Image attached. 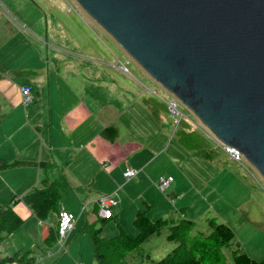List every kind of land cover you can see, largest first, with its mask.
Segmentation results:
<instances>
[{
    "label": "crops",
    "instance_id": "0c3cea01",
    "mask_svg": "<svg viewBox=\"0 0 264 264\" xmlns=\"http://www.w3.org/2000/svg\"><path fill=\"white\" fill-rule=\"evenodd\" d=\"M9 3L12 10L16 1L9 0ZM54 55L57 53L52 55L49 52L47 60L44 57V62L30 67L28 64L20 67L0 64V69L11 71V77H8L9 74L7 77L0 75V120L9 130L0 140V159L23 162L21 165L0 170V204L8 203L14 197L21 198L34 187L59 182L63 185L61 193L70 194L65 203L59 200L56 213L67 210L74 214L80 206V217L76 221L74 214V224L66 234V241L74 230H78V221L95 220L96 198L100 194L115 196L117 203L113 211L128 231L132 229L131 220L139 209H143L147 204L149 214L154 203H165V200L174 198L171 191L168 193L169 198H166L160 191H156L158 189L155 190L158 181L171 177L168 189L171 186L172 190H175L178 186L175 174L149 173L153 161L147 147L154 151L166 141L162 135L159 142L158 137L154 136L157 130H152L153 125L159 126L162 119L160 122L155 121L141 101L150 114L152 125L141 126L142 132L147 133L145 142L134 139L132 132L139 127V115L138 112L134 115V106L138 108L139 98L132 102L128 100L125 106L119 102L115 94L119 84L108 72V67L113 65L98 59L94 62L74 61ZM51 62H54V65ZM70 62H75L77 66L73 68ZM20 63L24 62L18 64ZM20 71L28 73L21 74ZM25 83L32 85L33 99L28 104H23L19 90ZM106 126L116 128L117 135L113 140L102 136L101 130ZM121 126L127 131L122 142L118 141L119 136L124 133L120 129ZM79 146L83 148L79 149ZM116 152H119L122 159L125 156L128 160L123 172L128 167L137 170L134 178L126 180L123 172L107 174V162L112 164ZM71 163L72 172L67 174L64 168ZM96 171L102 174H94ZM76 172L83 174H74ZM121 181L123 183L117 188L118 182ZM121 187L123 190H120ZM175 196L177 197V194ZM159 198L163 201H159ZM75 205L79 206L76 208ZM161 206L157 205L159 208L151 212L149 217L154 219L156 216L168 215L169 210L164 206L162 209ZM13 209L24 222L3 240L0 244V254L4 252L6 256L15 251H30L35 256L40 254V258H50L48 250L51 248H45L48 245L45 239L50 229L55 226H44V223L48 224L50 213L44 220L39 219L21 200L14 204ZM123 222H126L128 228ZM76 236L68 247L73 250L70 251L72 260L67 259L73 264H84L79 242L82 235L79 233ZM35 247H39L36 253L33 251ZM40 263L48 264V261L43 260L38 264Z\"/></svg>",
    "mask_w": 264,
    "mask_h": 264
},
{
    "label": "rangeland",
    "instance_id": "374dc122",
    "mask_svg": "<svg viewBox=\"0 0 264 264\" xmlns=\"http://www.w3.org/2000/svg\"><path fill=\"white\" fill-rule=\"evenodd\" d=\"M14 1H16V4L11 10L9 0H0V64H9L15 67L28 64V67H30L41 63L44 57L47 60L49 52L52 55L53 53H57L60 58L74 61L86 60L94 62L95 59H98L113 65L117 58L122 63L127 62L128 74L115 69L114 66H109L108 72L119 84V89L115 90V94H117L120 103L125 106L128 104V100L132 102L136 98H139L138 108L134 106V115L137 112L139 115V127L133 130L132 137L138 141L145 142L147 133L142 132L141 126L152 125L150 124L152 121L147 109L140 103L141 99L150 96L159 100L156 96L150 94L147 88L166 97H169V95L145 75L124 54L119 46L93 23L76 3L78 12L69 11L65 0ZM72 1L74 2V0ZM57 55L54 56L56 57ZM19 62L24 63L18 64ZM51 63L54 65V62ZM70 66L74 68L77 65L75 62H70ZM10 72V70L0 69V75L5 77L8 74V77H11ZM159 103L165 108H161L162 121L159 124L161 131H159L158 124L155 127L153 125L152 130H157L154 136L158 137L159 142L162 135H164L166 141L160 148L154 151L147 147L152 155L151 161H153L149 173L175 174V181H177L178 186L175 187V190H172L170 186L169 189H166V192L160 193L167 198L168 193L171 191V193H174V198L168 197L169 199L165 200V203H154L151 212L159 208L156 207L157 205H162V209L164 206L166 210H169L168 215L163 214L162 216H156L154 219H168L170 220V224L177 223L183 218L180 210H184L185 219L193 220V227L190 229L189 237L196 236L199 233L208 235L211 232V227L209 226V220L211 219H214L217 223L222 222L229 226L234 233L233 240L222 249L227 264H233V251L237 248V244L251 258L263 260L264 188L262 181L252 174L246 166L230 159L222 147L212 138H207V142L209 146L217 148L218 152L217 158L212 161H206L198 153L183 148L172 134L173 124L171 123L165 103L160 100ZM180 107L192 116L182 105ZM183 121L185 120L183 119ZM199 128L205 133L201 126ZM120 129L124 133L119 136L120 139L118 141L122 142L126 138L127 131L124 126H121ZM8 131L0 120V140L5 137ZM150 133L151 130L148 131L149 135ZM196 133L199 134L198 131ZM82 148L79 146V149ZM127 161L125 156L122 159L119 152H116L112 164L107 162V174H122L123 167ZM73 163L64 168L67 174L72 172ZM74 174L83 173L76 172ZM94 174L102 173L96 171ZM122 183V181L118 182L117 188ZM120 190H123L122 187ZM69 194V192H64L60 202L65 203ZM175 194H177V197ZM101 195L112 196L113 199H116L113 194H100L96 200ZM155 199L157 198L155 197ZM159 201L163 200L159 198ZM75 206L77 208L79 205ZM79 211L80 206L74 213L77 217L76 221L80 217ZM56 214V211H51L50 215L48 214V224L44 223V226H56L58 220ZM83 218H85V213ZM133 218L131 220L132 229L128 231L135 234L136 230L132 225ZM78 223L80 224L78 230H74L71 236H68V241L64 240L65 244L63 248L59 249L58 239L51 247L48 245L45 247L51 248L49 251L51 254L50 258H40V254L35 256L32 252L36 260L35 264L43 260H47L48 264H73L67 259L70 258L72 260L70 251H73L68 247H70V242L76 239V235L79 233L82 235V239L79 242L83 263L95 264L90 238L82 232L85 224L84 219L78 221ZM125 223L123 222V225L127 227ZM99 226L100 222L95 221L94 227L98 228ZM56 228L53 229L56 230ZM116 233V224L113 220H110L104 225L101 235L112 237ZM167 233L168 226H164L160 233L148 237L143 244L131 252L128 257L130 262L132 264H151V260L157 261L161 259L174 246L167 239ZM33 251L35 253L38 252L39 247H35ZM2 253L0 257L5 255L4 252ZM45 253H47V250H45ZM145 254L150 255V259Z\"/></svg>",
    "mask_w": 264,
    "mask_h": 264
},
{
    "label": "water",
    "instance_id": "95a60500",
    "mask_svg": "<svg viewBox=\"0 0 264 264\" xmlns=\"http://www.w3.org/2000/svg\"><path fill=\"white\" fill-rule=\"evenodd\" d=\"M264 183V0H74Z\"/></svg>",
    "mask_w": 264,
    "mask_h": 264
},
{
    "label": "trees",
    "instance_id": "16d2710c",
    "mask_svg": "<svg viewBox=\"0 0 264 264\" xmlns=\"http://www.w3.org/2000/svg\"><path fill=\"white\" fill-rule=\"evenodd\" d=\"M19 73L25 74L28 71H20ZM142 103L150 111L154 120L160 122L162 119L161 108H164V106L159 103V100L147 96L142 98ZM171 123L173 124L172 119ZM197 131L199 134L196 133ZM101 134L106 139L113 140L117 135V131L114 126H106L101 130ZM172 134L183 148L198 153L204 160L212 161L217 158V148L209 146L207 142V138L210 137L200 129L191 126L188 122L180 120L175 129L173 125ZM21 164H23L22 161L10 162L5 159H0V170ZM157 183L155 186L158 189ZM62 186L59 182L47 183L41 185V187H34L21 198L17 199L14 197L8 203L0 204V244L24 222V219L13 209L15 203L21 200L32 210L34 215L44 220L51 211H58L57 205L62 195ZM159 191L164 193L166 189ZM169 196L167 195V197ZM148 207L149 205L146 204L143 209H139L135 213L132 225L136 233L133 234L122 226L114 211L113 215L109 218L100 217L96 205L94 212H97V217L92 222H85L82 230L90 238L95 264H132L128 258L131 252L143 244L148 237L160 233L164 226H168L166 237L174 246L161 259L157 261L151 260V264H227L222 249L225 245H229L234 238V233L229 226L222 222L217 223L214 219H211L209 220L211 232L208 235L199 233L196 236L189 237L190 229L193 227V220L185 219L183 214L184 210H180L183 218L177 223L170 224V220L168 219L150 218L147 213ZM110 220L115 222L117 233L114 236L112 235V237L102 236V229ZM95 221L100 222L98 228L94 227ZM57 226L58 224H56L55 228ZM58 236V227L56 230L50 229L45 239L46 244L51 247L55 244L54 242H56ZM145 256L150 259V255L145 254ZM35 262L36 260L30 251H15L11 255L0 257V264H34ZM232 262L233 264H264V259L255 260L251 258L237 244V248L233 251Z\"/></svg>",
    "mask_w": 264,
    "mask_h": 264
},
{
    "label": "built area",
    "instance_id": "2783aa9c",
    "mask_svg": "<svg viewBox=\"0 0 264 264\" xmlns=\"http://www.w3.org/2000/svg\"><path fill=\"white\" fill-rule=\"evenodd\" d=\"M68 10L69 11H77L78 12V6H76L75 2L72 0H65ZM127 62L122 63L120 62L117 58L113 66L115 68H118L119 71L128 74L129 70L126 65ZM21 98L23 104H28L32 102V86L28 83L23 84L19 87ZM148 92L154 96H156L160 101L164 102L167 111L169 113V117L173 121L174 129L178 125L180 120H185L188 122L191 126L200 129L199 123L197 122L196 119H194L192 116H190L186 111L182 110L180 107V102L174 98L173 96L166 97L163 94H158L154 90L147 88ZM203 129V128H202ZM204 130V129H203ZM205 131V130H204ZM206 135L208 136L207 132L205 131ZM224 152L230 157V159L235 160L237 162H240L242 165L246 166V168L250 171L253 172V170L243 161L242 156L240 153L232 148L229 147H223L221 146ZM137 173V170L128 167L125 169L123 172V175L126 180H129L133 178ZM256 177H258L256 174H254ZM172 181L171 177L168 178H162L158 183L157 187L159 190H165L167 187L170 185ZM262 186L264 188V183L262 182ZM116 200L112 198V196H107L104 195L96 200V204L98 207V214L102 218H109L113 215V207L116 205ZM74 215L67 211V210H60L58 212V244H59V249L64 247V238L66 234L71 230L74 224Z\"/></svg>",
    "mask_w": 264,
    "mask_h": 264
},
{
    "label": "clouds",
    "instance_id": "9594fccd",
    "mask_svg": "<svg viewBox=\"0 0 264 264\" xmlns=\"http://www.w3.org/2000/svg\"><path fill=\"white\" fill-rule=\"evenodd\" d=\"M209 137V136H208ZM221 146V145H220ZM254 172V171H253ZM255 173V172H254ZM256 174V173H255Z\"/></svg>",
    "mask_w": 264,
    "mask_h": 264
}]
</instances>
